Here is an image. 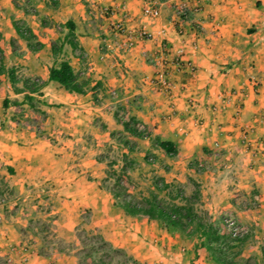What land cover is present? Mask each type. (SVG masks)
<instances>
[{"label": "crops", "instance_id": "crops-1", "mask_svg": "<svg viewBox=\"0 0 264 264\" xmlns=\"http://www.w3.org/2000/svg\"><path fill=\"white\" fill-rule=\"evenodd\" d=\"M147 1L0 0V264H77L25 241L40 224L66 239L85 212V226L136 264H215L196 235L126 215L113 173L132 198L135 178L137 199L196 193L220 236L227 216L241 228L235 260L264 264V0H187L186 20L178 0H153L147 18ZM114 22L149 37L120 50ZM61 60L81 93L49 80Z\"/></svg>", "mask_w": 264, "mask_h": 264}, {"label": "trees", "instance_id": "trees-1", "mask_svg": "<svg viewBox=\"0 0 264 264\" xmlns=\"http://www.w3.org/2000/svg\"><path fill=\"white\" fill-rule=\"evenodd\" d=\"M65 26L71 30L72 25L66 22ZM17 34L22 38H27V32L14 25ZM60 51V46H52L51 52L55 55ZM2 69L0 68V74ZM49 80L56 82L64 90L68 92L81 93V87L76 82L75 74L65 60L59 61L49 69ZM9 81L12 83L13 78L9 76ZM6 102H3V104ZM127 127L126 125L124 126ZM133 131V132H132ZM130 131L134 133L137 131ZM157 146L167 155H173L174 150L169 143L159 142ZM124 172V170H122ZM121 172V173H122ZM113 181L112 188L109 192L112 195L115 204L129 216H145L156 220L162 224L164 228L177 229L181 233L193 236L196 235L200 239V246L207 252L210 260L215 264H239L235 258L237 253L233 250L240 243V237L230 238L220 236L216 229L210 224H207L205 218L200 215L195 209L197 194L194 193L189 197L179 195H169L166 200L160 199L157 195L150 193L148 196L139 197L135 200L128 197L126 187L122 185L121 174L113 173L110 177ZM156 189L160 187L155 184ZM92 235V234H91ZM98 243L106 247L107 251H112L109 244L104 242L98 234L93 235ZM94 248L91 250V257L95 253ZM264 256V249L262 250ZM128 264H136L129 256L125 255ZM92 264H100V260H93Z\"/></svg>", "mask_w": 264, "mask_h": 264}, {"label": "rangeland", "instance_id": "rangeland-1", "mask_svg": "<svg viewBox=\"0 0 264 264\" xmlns=\"http://www.w3.org/2000/svg\"><path fill=\"white\" fill-rule=\"evenodd\" d=\"M17 6L20 8L23 7L20 4ZM25 10L29 13L32 12V9L27 6V4ZM137 179L135 178L133 181H131V184H128V188H130L131 191H134L133 198L135 200H138L136 196V190L143 187V185H140L141 183H138L142 182V180L139 178ZM124 184H126V182L122 181L123 186H125ZM80 218L81 223L75 226L71 233L65 237L67 240L60 237H55V233L54 235L51 233L49 234V231L40 224L38 227H33L34 230L32 229L29 235L31 239H27L25 244L27 247L34 245L32 240L35 238L42 246L40 253H43L49 249L65 252L69 255H72L77 260V264H92L91 262L94 259L97 261L100 260V264H128L125 257L127 254L124 250L114 248L112 251H107L106 247L97 242L96 238L93 236L97 233L85 226L87 223L86 212L82 214ZM92 248H94V251L96 252L93 253L91 257H88V255L91 254Z\"/></svg>", "mask_w": 264, "mask_h": 264}, {"label": "built area", "instance_id": "built-area-1", "mask_svg": "<svg viewBox=\"0 0 264 264\" xmlns=\"http://www.w3.org/2000/svg\"><path fill=\"white\" fill-rule=\"evenodd\" d=\"M156 1V0H154ZM88 2L91 5H94L93 0H88ZM96 8V7H95ZM97 12L99 15H101L102 17H110L114 11L112 9L109 8H96ZM176 14L179 18L186 20L188 18V14H189V8L187 7V0H178L177 4H176ZM142 15L147 17V18H155L158 15V8L155 4V2H153V0L151 1H147L145 2V4L142 7ZM109 29L111 32L122 35L124 37V41H122L119 45V49L120 50H128L130 49L133 44L134 41L136 39H142V38H148L149 35L146 34L143 30H138V31H130L127 28H125V26L122 24V22H114L111 23L109 26ZM178 65V64H176ZM161 85L163 87H166V82H162ZM135 130H137L138 132L142 131V128L140 126H135L134 127ZM223 224L224 227L227 231V234L230 238H237L241 236V228L239 227V225L236 223V221L231 217V216H227L224 218L223 220Z\"/></svg>", "mask_w": 264, "mask_h": 264}]
</instances>
